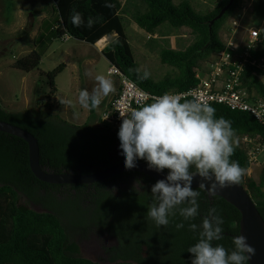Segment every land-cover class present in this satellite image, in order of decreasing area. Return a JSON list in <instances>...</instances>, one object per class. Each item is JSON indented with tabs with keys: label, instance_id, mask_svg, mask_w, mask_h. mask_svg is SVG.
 I'll list each match as a JSON object with an SVG mask.
<instances>
[{
	"label": "trees",
	"instance_id": "obj_1",
	"mask_svg": "<svg viewBox=\"0 0 264 264\" xmlns=\"http://www.w3.org/2000/svg\"><path fill=\"white\" fill-rule=\"evenodd\" d=\"M243 1L234 0L211 26L230 0H216L214 8L207 13H199L187 0L178 4L174 0H142L144 9L137 10L133 19L146 32L155 34L159 27L168 24L176 29L188 28L195 36L185 50L163 48L160 51L161 63L174 68L160 80L150 75L147 79L140 78L144 70L136 61L129 42L124 4L120 0H53L60 18L54 31L61 38L68 35L92 45L116 35L102 54L138 86L151 94L163 95L186 91L197 84L195 69L224 50L222 26L241 8ZM74 12L80 13L78 26L72 22ZM253 15L258 21L264 19V0H254ZM260 40L256 57H264V31ZM41 61V55L33 51L13 65L29 73L37 69ZM65 67L66 64H61L46 76L52 95L58 91L56 78ZM259 73L261 71L249 67L243 81L250 92L264 98ZM213 107L217 118L231 121L234 152L230 159L237 161L245 173L250 168L246 150L234 141L243 135L264 137V126L245 112L232 111L224 105ZM96 111L97 108L90 109V121L77 125L48 108L10 112L0 101V121L32 133L39 141L43 168L56 173L85 174L123 161L119 155V128L103 122L104 127L94 125ZM190 171L196 172L194 165ZM242 178L240 182L264 219V169L259 182L246 183ZM155 182L147 175L127 172L102 182L80 185L78 188L82 187L83 191L90 186V194L97 191L100 196L84 206L71 198L59 197L57 192L63 185L39 180L30 168L28 143L0 131V264H191L192 254L187 248L200 238L202 220L209 216L208 209L213 206L224 219V231L223 239L212 243L223 244L231 250L232 237L240 234L241 213L236 207L222 197L210 199L204 190L193 188L200 192L199 215L184 221L185 227L177 230L175 224L183 219L179 209L188 206L182 203L173 209L168 226L157 227L147 217L149 206L158 204L151 193ZM116 186L119 187L116 189ZM31 202L41 209H36ZM191 223L197 225L196 230L188 227ZM89 228L94 231L103 228L104 232L118 237L123 247L114 249L109 262H96L82 255L78 238L81 231Z\"/></svg>",
	"mask_w": 264,
	"mask_h": 264
},
{
	"label": "clouds",
	"instance_id": "obj_2",
	"mask_svg": "<svg viewBox=\"0 0 264 264\" xmlns=\"http://www.w3.org/2000/svg\"><path fill=\"white\" fill-rule=\"evenodd\" d=\"M72 22L79 25L80 13L74 12ZM139 72V69H137ZM150 73L144 70L141 79ZM96 86L90 93L82 88L78 93L79 104L87 109L97 108L103 97L114 92L112 81L104 75H96ZM61 103L71 104L63 100ZM216 109L197 99L183 100L180 94L164 93L151 103L134 108L131 114L120 112L123 117L117 136L119 155L126 169L137 166L144 160L150 170H168L166 178L156 181L151 193L158 204L149 206L147 217L157 227L168 226L173 209L182 203L188 206L179 209L182 220L175 224L177 230L199 215L198 197L200 192L191 187L195 166L196 173L204 180L211 181L209 192L215 193L225 187L239 184L244 169L230 157L234 152V135L231 121L215 116ZM201 188L205 185L201 183ZM201 223L202 231L196 243L187 251L192 254L191 264H249L255 249L242 235L232 237L231 250L213 241L223 239L224 219L216 207L208 209ZM188 227L197 229L195 223Z\"/></svg>",
	"mask_w": 264,
	"mask_h": 264
},
{
	"label": "rangeland",
	"instance_id": "obj_3",
	"mask_svg": "<svg viewBox=\"0 0 264 264\" xmlns=\"http://www.w3.org/2000/svg\"><path fill=\"white\" fill-rule=\"evenodd\" d=\"M120 1L124 4V25L129 42L141 69L147 70L150 77L155 80L172 73L174 68L161 63L160 51L163 48L185 50L195 40L191 30L176 29L164 24L155 34H149L133 19V14L137 10L144 9L142 0ZM181 1L185 0H174L176 4ZM187 1H190L199 13H207L216 3V0ZM245 1H248L245 3L248 4L253 0L243 2ZM232 17L224 22L221 29L225 43L231 38ZM30 20L33 21L32 28L29 27ZM59 21L53 0H0V101L10 112L48 108L69 123L82 125L90 121L91 116L90 109L79 104L78 93L82 88H87L91 93L97 84L95 76L104 75L112 81L115 91L102 98L101 104L97 107V117L92 121L97 127H104L100 119L108 102L117 92L119 81L108 73L111 64L101 50L116 35L106 37V41L100 46L70 36L63 40L54 31ZM257 22L252 12L247 14L238 32L239 42L246 40L248 29L254 28ZM33 51H37L42 57L37 69L27 73L14 68L13 64L16 61L27 57ZM205 63L203 62L202 66ZM61 64H66V67L57 76L58 91L52 95L46 76ZM69 99L72 101L71 104L61 103ZM234 143L241 145L240 139H236ZM260 161L264 162L263 155ZM263 169L264 164L250 167L242 180L246 183L250 180L259 182ZM90 259H93L92 256Z\"/></svg>",
	"mask_w": 264,
	"mask_h": 264
},
{
	"label": "built area",
	"instance_id": "obj_4",
	"mask_svg": "<svg viewBox=\"0 0 264 264\" xmlns=\"http://www.w3.org/2000/svg\"><path fill=\"white\" fill-rule=\"evenodd\" d=\"M247 2L242 3L238 13L231 19V38L225 43L224 50L211 57L202 67L195 69L197 84L186 91L169 94H180L182 101L197 99L211 106L224 105L232 111L245 112L264 126V98L250 92L243 81L246 69L254 67L261 71L258 75L264 85V57L255 56L261 33L264 31V19L258 21L254 28L248 29L246 40L239 42L237 39L247 14L253 13L254 0L245 4ZM68 38L65 35L62 39ZM108 73L119 81V92L107 104L101 121L113 128L120 127L123 119L120 112L127 111L130 115L134 108L151 103L161 96L151 94L138 86L115 65H111ZM239 139L240 146L246 150L250 167L264 164L260 161V157L264 156V137L243 135Z\"/></svg>",
	"mask_w": 264,
	"mask_h": 264
},
{
	"label": "water",
	"instance_id": "obj_5",
	"mask_svg": "<svg viewBox=\"0 0 264 264\" xmlns=\"http://www.w3.org/2000/svg\"><path fill=\"white\" fill-rule=\"evenodd\" d=\"M233 2L234 0H230L229 4L225 6L221 10L220 14L212 21L211 26L216 20L220 19L226 13ZM29 27H33L32 20L29 21ZM0 131L19 137L28 143L30 168L33 174L45 183L59 185L94 184L127 172L144 174L151 177L155 181L165 179L167 175V171L165 170L161 172L150 170L147 167L146 162L142 161H138L137 166L131 169H126L123 161H121L105 167L104 169L85 174L73 172H51L44 169L41 164L39 141L32 133L4 121H0ZM193 173L194 176L191 184L192 188L204 190L207 192L210 199L214 196L222 197L239 210L241 213L240 234L244 235L247 238V243L255 249V255L251 257L249 264H264V219L245 186L239 182V184L225 187L215 193H210L209 185L211 181L204 180L196 172ZM201 183L205 185L204 188L200 187Z\"/></svg>",
	"mask_w": 264,
	"mask_h": 264
},
{
	"label": "flooded vegetation",
	"instance_id": "obj_6",
	"mask_svg": "<svg viewBox=\"0 0 264 264\" xmlns=\"http://www.w3.org/2000/svg\"><path fill=\"white\" fill-rule=\"evenodd\" d=\"M121 185L124 186V184ZM67 186H71L72 188L69 189ZM78 186L80 185L65 184L61 187L62 190H59V193L57 192V195L63 198H71L76 203H80L84 206L91 204L93 199L95 200L96 198H100V196L97 194V191H95V194L93 195L90 194V192H92L90 186L87 189L84 188L85 189L84 191L82 187L78 188ZM118 187L119 186H116V189ZM43 193L47 194L45 190L43 191ZM31 203L36 209L39 210L41 209L39 205L37 206L33 202ZM102 229L103 228H101L100 230L96 229L95 231L92 228L84 229L85 231H81L82 232V234H80L81 238H78V243L80 245V251L82 255L89 259L90 256H92L93 258L92 260L100 263L109 262L114 252V249L123 247L117 236L108 233L107 231L104 232ZM94 246L96 249L93 248Z\"/></svg>",
	"mask_w": 264,
	"mask_h": 264
},
{
	"label": "crops",
	"instance_id": "obj_7",
	"mask_svg": "<svg viewBox=\"0 0 264 264\" xmlns=\"http://www.w3.org/2000/svg\"><path fill=\"white\" fill-rule=\"evenodd\" d=\"M104 41H106V38H104V39H102L100 42H98L95 46H97V45H102V43L104 42ZM105 48V47H104ZM101 53H102V50H101ZM118 92H119V87H118V90H117V92L113 95V97H112V99L118 94ZM111 99V100H112ZM109 103V102H108Z\"/></svg>",
	"mask_w": 264,
	"mask_h": 264
}]
</instances>
